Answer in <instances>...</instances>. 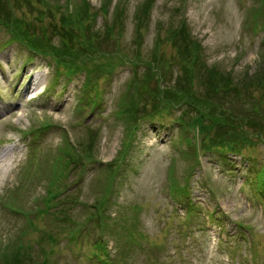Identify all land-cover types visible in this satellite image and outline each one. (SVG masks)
<instances>
[{
	"label": "rangeland",
	"instance_id": "obj_1",
	"mask_svg": "<svg viewBox=\"0 0 264 264\" xmlns=\"http://www.w3.org/2000/svg\"><path fill=\"white\" fill-rule=\"evenodd\" d=\"M9 1L20 22H32L36 36L49 22L60 23L63 13L73 14L80 9V0ZM87 1L91 12H97L95 28L103 30V16L121 13L119 47L131 55L135 13L144 0ZM104 2L106 15L100 10ZM260 3L154 0L142 54L147 57L154 46L157 24L166 27L169 21L185 19L191 36L201 43L199 55L205 67H216L233 83L261 77L264 85V72L260 70L264 41L259 29L264 24V2ZM47 36L52 39L49 43L59 49L58 37L52 33ZM103 38L92 47V56L85 52L78 59L92 57L89 59L107 64L108 58L113 65L109 72L104 71L105 67L94 72L97 87L87 89L79 101L83 72L67 78L47 66L48 57L29 59L28 52L9 43L7 32L0 30V145L10 140L17 143L9 152L10 164L4 166L7 170L0 165V257L14 241H39L33 250L37 263L264 264V197L260 198L257 190L264 186V145L257 143L251 155L224 156L213 151L208 157L200 156L189 182L188 197L195 205L186 206L185 201H180L181 206L172 204L166 195L168 169L173 167L178 182L184 184L190 162L178 157L185 147L180 144L182 128L173 116H165L160 123L141 122L127 137L125 123L114 111L131 71L127 60L113 63L114 55L104 57L115 43L114 37ZM163 49L174 53L168 43ZM33 78L37 87L31 91L28 86ZM242 86L239 84L240 90ZM258 89V85L251 88L256 100L261 99ZM95 92L99 99L90 105L88 98ZM230 94L235 93L232 90ZM247 103H239L237 111ZM260 112L264 117V102ZM260 112H253L257 128L264 127ZM178 115L175 112L174 116ZM190 134L193 136L192 129ZM127 139L132 141L127 153L130 155L123 160L125 163L117 161L119 169L107 177L106 165L117 157ZM79 142L89 144L87 154L93 158L84 160L83 167L76 166L65 184L61 178L58 197L47 211H40L47 205V189L52 190L44 179L46 173H52V159L58 154L64 157L59 148L65 143L74 146ZM115 176L117 189L112 193L106 188L114 184ZM3 202L14 203L26 213L10 210ZM83 203L91 208L101 205L98 213H104L105 220L92 219L93 209ZM62 209H68L69 214L64 215ZM73 227L77 234L71 240L68 234ZM128 233L132 237H127ZM103 258L106 260L102 263Z\"/></svg>",
	"mask_w": 264,
	"mask_h": 264
},
{
	"label": "trees",
	"instance_id": "obj_2",
	"mask_svg": "<svg viewBox=\"0 0 264 264\" xmlns=\"http://www.w3.org/2000/svg\"><path fill=\"white\" fill-rule=\"evenodd\" d=\"M153 3L154 0H144L135 13L131 55L123 53L119 47L117 31L122 27V15L120 12L106 15L108 8L105 2L100 8L102 14L106 15L103 16V30L102 27H94L97 12H91L92 8L88 1L80 0L79 11L73 14L63 13L64 17L60 23L49 22L41 29L42 34L36 36V32L30 26L32 22L26 20L20 22L12 13L10 1L0 0V30L7 32L9 43L16 42L28 50L30 57L37 56L43 59L48 57V65L54 67L56 72L61 71L67 77L76 75L78 71L83 72L84 95L87 89L97 87L93 83L95 79L93 74L96 70L105 67L104 71H110L113 64L108 60L107 55H114L113 63L127 60L131 72L114 113L124 121L127 137L146 120L161 122L165 116H173V120L180 124L183 131L180 144H185V147L181 151L178 145L181 151L178 157L187 159L190 165L187 164V179L184 184L178 182L175 174L171 176L170 191L175 197L185 200L188 204L192 169L199 163L200 156H207L213 151L251 155L257 143L264 145V127L257 128L255 126L257 123L253 120V112L255 114L260 112L264 102V85L260 83L261 77L258 80L243 79L233 83L216 67H205L202 56L199 55L201 43L191 36L185 19H178L173 23L169 21L166 27L157 24L154 46L147 57L143 56L142 43L150 23ZM261 25L264 30V24ZM51 33L58 37L59 49L49 43L52 39L47 35ZM105 36L110 39L114 37L115 43V48L104 54L107 64L105 61L98 63L89 59L92 57L78 59V56H84L85 52L88 54L91 52L90 56H92L95 53L92 47ZM164 43L170 44L174 53L168 54L167 50L163 49ZM88 64H90L89 68H87ZM260 70L264 72V60ZM175 71L176 75L173 77ZM168 74L172 76L169 78ZM239 84L243 85L241 90ZM257 85L258 91L261 89L259 100H256L251 90L252 86L255 88ZM232 90L235 94H230ZM98 99L99 93L95 92L94 95L93 93L90 95L88 102L96 104ZM247 101V106L237 111L239 103ZM177 111L179 115L174 116ZM259 116L264 119L262 112ZM189 129L193 130V136L189 135ZM64 145L65 147L59 148L64 157L61 154L54 156L53 168L50 170L52 173H46L44 177L48 179L53 197L60 193L61 187L58 184L61 178L65 184L64 181L71 172L83 167L81 164L84 160L93 158L87 154L89 144L87 146L86 142H79L74 146L66 143ZM131 145L132 141L129 139L122 143L117 157L106 166L107 177L115 175L117 161L125 159ZM115 183L116 176L114 184L109 183V188L106 190H112L113 193L117 189ZM106 202L109 203V198ZM47 203H50L49 199ZM92 207L91 217L103 219L104 213L97 214L101 205ZM60 211L64 215L69 214L66 212L68 209ZM10 246L6 249L7 252L1 255L0 264H40L32 256L34 247L31 244L14 241ZM41 264L46 262L43 261Z\"/></svg>",
	"mask_w": 264,
	"mask_h": 264
},
{
	"label": "bare ground",
	"instance_id": "obj_3",
	"mask_svg": "<svg viewBox=\"0 0 264 264\" xmlns=\"http://www.w3.org/2000/svg\"><path fill=\"white\" fill-rule=\"evenodd\" d=\"M10 150L11 147H5L0 150V165H2V167H4L6 165L5 163L9 160L8 152H10ZM4 169V171H6L7 167H4Z\"/></svg>",
	"mask_w": 264,
	"mask_h": 264
}]
</instances>
